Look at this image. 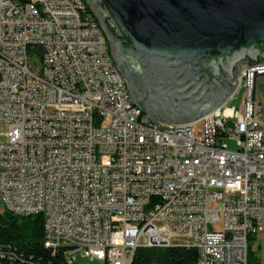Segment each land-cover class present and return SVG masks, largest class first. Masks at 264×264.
I'll list each match as a JSON object with an SVG mask.
<instances>
[{
	"label": "built area",
	"instance_id": "1",
	"mask_svg": "<svg viewBox=\"0 0 264 264\" xmlns=\"http://www.w3.org/2000/svg\"><path fill=\"white\" fill-rule=\"evenodd\" d=\"M108 42L86 0H0L4 210L43 215L42 246L63 264H132L141 246L250 264L249 241L264 232L263 109L253 100L264 63L242 72L240 110L228 101L173 125L140 108Z\"/></svg>",
	"mask_w": 264,
	"mask_h": 264
},
{
	"label": "water",
	"instance_id": "2",
	"mask_svg": "<svg viewBox=\"0 0 264 264\" xmlns=\"http://www.w3.org/2000/svg\"><path fill=\"white\" fill-rule=\"evenodd\" d=\"M86 1L154 120L201 119L233 97L244 70L264 63V0Z\"/></svg>",
	"mask_w": 264,
	"mask_h": 264
},
{
	"label": "trees",
	"instance_id": "3",
	"mask_svg": "<svg viewBox=\"0 0 264 264\" xmlns=\"http://www.w3.org/2000/svg\"><path fill=\"white\" fill-rule=\"evenodd\" d=\"M43 234L41 214L22 217L6 210L0 213V264H22L31 260L37 264H63L61 254L53 256L42 246ZM197 254L196 249L187 247L141 246L136 249L132 264H197ZM249 262L260 264L251 251Z\"/></svg>",
	"mask_w": 264,
	"mask_h": 264
},
{
	"label": "rangeland",
	"instance_id": "4",
	"mask_svg": "<svg viewBox=\"0 0 264 264\" xmlns=\"http://www.w3.org/2000/svg\"><path fill=\"white\" fill-rule=\"evenodd\" d=\"M110 47H111V45H110ZM263 87H264V76H262L258 79L256 92H255L256 101L259 103V105H261V107L263 109V111L260 115V119H261L262 127L264 130V93L262 91ZM246 93H247L246 88L240 87L238 89V93L235 94V96L229 100L228 106L230 108L235 107L237 110H240L242 105L245 102ZM161 123H163V122H161ZM6 132H7V127L5 125H0V142L6 140V137L4 136V134ZM228 145H229L230 149H233V150L236 149V144L234 141L228 140ZM4 211H5L4 206L0 202V213H3ZM249 247H250V251L255 256V258L257 257V258H259V261H261V260L264 261V232H261L259 234L254 235L253 238L250 239V241H249ZM78 261L80 264H103L102 261L90 260L89 258H83L81 256H79Z\"/></svg>",
	"mask_w": 264,
	"mask_h": 264
},
{
	"label": "flooded vegetation",
	"instance_id": "5",
	"mask_svg": "<svg viewBox=\"0 0 264 264\" xmlns=\"http://www.w3.org/2000/svg\"><path fill=\"white\" fill-rule=\"evenodd\" d=\"M262 91H263V93H264V87H263Z\"/></svg>",
	"mask_w": 264,
	"mask_h": 264
},
{
	"label": "bare ground",
	"instance_id": "6",
	"mask_svg": "<svg viewBox=\"0 0 264 264\" xmlns=\"http://www.w3.org/2000/svg\"><path fill=\"white\" fill-rule=\"evenodd\" d=\"M217 110V109H216Z\"/></svg>",
	"mask_w": 264,
	"mask_h": 264
}]
</instances>
